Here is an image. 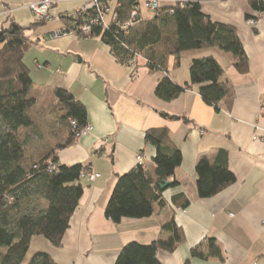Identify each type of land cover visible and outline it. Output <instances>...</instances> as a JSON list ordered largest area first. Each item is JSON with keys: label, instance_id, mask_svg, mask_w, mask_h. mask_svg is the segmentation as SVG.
<instances>
[{"label": "crops", "instance_id": "1", "mask_svg": "<svg viewBox=\"0 0 264 264\" xmlns=\"http://www.w3.org/2000/svg\"><path fill=\"white\" fill-rule=\"evenodd\" d=\"M38 0H0V29L10 23L29 26L36 18L25 6ZM86 0H54L51 19L27 31L35 40L23 57L33 83L46 90L61 88L82 102L92 131L57 151L59 164H83L99 175L81 177L84 194L73 212L61 245L54 247L44 237H33L26 259L36 252L48 253L56 264H114L128 242L148 244L167 239L162 226L174 220L184 240L173 251L159 250L162 264H264V16L253 12L248 0L203 1L202 11L216 22L233 25L247 57V70L240 72L237 59L217 48L184 50L180 64L170 56L167 70L151 71L140 63L137 75L115 57L99 36L77 38L49 34L63 25L62 14L77 11ZM162 6L192 0H161ZM153 12L142 11L143 19ZM256 15L248 25L246 15ZM172 32L174 27L169 28ZM0 44V48H1ZM211 55L223 69L221 80L233 89L230 106L219 110L207 105L198 85L171 101L157 98L154 88L167 74L175 83L189 81V65L196 57ZM156 110L185 115L192 120H171ZM166 127L182 155L175 172L179 184L166 187L163 207L142 219L122 218L113 222L105 207L116 183V173L128 172L142 164L154 169L155 147L144 142V132ZM257 137L258 139H255ZM259 139H262L260 141ZM106 140V141H105ZM225 154L220 155V151ZM211 164L226 161L235 181L212 197L200 198L196 188V165L201 159ZM184 192L190 199L186 208L171 202ZM204 238H214L222 250L219 258L201 259L191 248Z\"/></svg>", "mask_w": 264, "mask_h": 264}, {"label": "trees", "instance_id": "2", "mask_svg": "<svg viewBox=\"0 0 264 264\" xmlns=\"http://www.w3.org/2000/svg\"><path fill=\"white\" fill-rule=\"evenodd\" d=\"M203 1L211 0L161 6L152 18H138L126 33L118 26L130 19L129 9L136 0H119L116 23L105 27L99 22L87 36L101 37L124 65L137 55L143 57L151 71L166 72L170 56L177 67L183 51L190 48H217L230 53L237 59L236 68L246 71L247 57L236 28L213 21L202 11ZM248 3L253 12L264 16V0H248ZM89 13L78 9L70 21L84 20ZM251 17L246 15L247 19ZM62 18L64 24H72L64 14ZM48 20L36 18L29 26L12 22L0 29V264H56L45 252H36L26 259L30 242L33 237L41 236L54 247L60 246L84 194L80 179L86 176L89 167L59 164L57 151L71 145L76 134L88 124L86 108L64 89L52 88L47 94L36 87L23 61L35 43L27 31ZM171 27H174L172 32ZM188 73L189 81L182 85L165 74L154 88L155 96L171 101L192 85H198V93L207 105L215 110H219L222 102L230 106L233 89L221 80L223 69L215 57L193 58ZM156 111L171 120L192 122L185 115ZM144 142L155 147L154 169L137 164L128 172L116 173V183L105 207V216L113 222L151 216L156 208L165 205L162 196L165 188L161 184L168 182L167 187L179 184L175 172L182 155L169 129H147ZM222 154L225 152L221 150ZM195 172L200 198L212 197L235 181L225 160L211 164L201 159ZM171 202L178 208H186L190 199L180 192L172 196ZM162 229L169 233L167 239L148 244L128 242L120 249L114 264H162L157 258L158 251H173L184 240L183 230L174 220L165 223ZM190 252L193 257L222 260L221 247L214 238L202 239Z\"/></svg>", "mask_w": 264, "mask_h": 264}, {"label": "built area", "instance_id": "3", "mask_svg": "<svg viewBox=\"0 0 264 264\" xmlns=\"http://www.w3.org/2000/svg\"><path fill=\"white\" fill-rule=\"evenodd\" d=\"M53 2L54 0H38L28 3L25 7L30 10L35 18H46L50 20V9ZM118 6H120L119 0H86L79 10L82 12L89 11V16H86V19L84 20L72 22L70 20L75 17L76 11L64 14L68 21L72 22V24L66 25L63 22V25L59 29L52 31L49 34V38L53 39L62 36H75L77 38H81L90 35L91 27L98 24L99 22H101L105 27L109 26L111 22L116 23L118 17L115 13V9ZM161 6V0H136L135 5L129 9L130 19L120 24L118 28L127 33L128 28L133 26L138 18H143L142 11L147 10L154 13ZM91 11L94 12L93 15L91 14L93 13ZM252 16L253 17L247 19V24L250 26L255 25L257 22V16ZM140 63L146 64V60H144V58L139 55L127 61L126 65L132 68L133 76L137 75V67L140 66ZM92 129L93 127L87 124L84 129L76 134V140L80 139V137L84 135L89 134ZM254 138L258 139L257 137ZM259 140L262 141V139ZM136 162L137 164L142 165L141 153L136 155ZM85 175H88L90 180H94L99 174L91 171Z\"/></svg>", "mask_w": 264, "mask_h": 264}, {"label": "water", "instance_id": "4", "mask_svg": "<svg viewBox=\"0 0 264 264\" xmlns=\"http://www.w3.org/2000/svg\"><path fill=\"white\" fill-rule=\"evenodd\" d=\"M168 186V182H163L162 184H161V188H166Z\"/></svg>", "mask_w": 264, "mask_h": 264}, {"label": "rangeland", "instance_id": "5", "mask_svg": "<svg viewBox=\"0 0 264 264\" xmlns=\"http://www.w3.org/2000/svg\"><path fill=\"white\" fill-rule=\"evenodd\" d=\"M162 2V1H161ZM176 2H174V4H175ZM136 159V158H135ZM143 165V164H142Z\"/></svg>", "mask_w": 264, "mask_h": 264}]
</instances>
